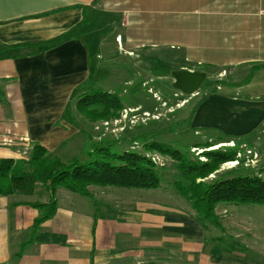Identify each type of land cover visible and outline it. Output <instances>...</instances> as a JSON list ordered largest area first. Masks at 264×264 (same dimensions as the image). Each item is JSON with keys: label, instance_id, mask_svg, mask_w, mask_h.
Masks as SVG:
<instances>
[{"label": "crops", "instance_id": "crops-1", "mask_svg": "<svg viewBox=\"0 0 264 264\" xmlns=\"http://www.w3.org/2000/svg\"><path fill=\"white\" fill-rule=\"evenodd\" d=\"M95 1L0 0V160H28L35 144L56 158L72 152L77 133L65 113L91 76V54L99 48L90 49L88 38L102 44L95 38L99 24L89 21ZM206 4L208 23L180 25V48L213 47L211 57L235 65L264 62V0ZM257 84L250 82L247 94ZM234 89L207 96L192 119L196 133L240 138L264 124V100ZM111 188L143 190L97 187L90 199L59 189L56 214L35 232L40 213L25 203L49 199L47 192L40 187L28 200L0 196V264H264L263 238L246 227L241 234L226 228L229 205L216 210L218 228L199 223L174 188Z\"/></svg>", "mask_w": 264, "mask_h": 264}, {"label": "rangeland", "instance_id": "rangeland-1", "mask_svg": "<svg viewBox=\"0 0 264 264\" xmlns=\"http://www.w3.org/2000/svg\"><path fill=\"white\" fill-rule=\"evenodd\" d=\"M207 1L209 0H98L97 10L89 14V21L90 24L92 22L99 24L95 38L102 44L97 47L93 45L91 36L88 38L89 48L99 49L97 53L91 54L89 80L84 82L80 90H76L72 105L69 107V127L77 133L72 142V152L64 158H58L64 162L88 161L90 160L88 152L92 151V145L104 139L115 141L122 139L116 149L129 150L132 136L138 134L154 135L162 132L156 141L179 151H185L195 141H207L206 131L196 133L186 121L194 107L199 101L207 98L218 81L224 84L219 87L217 94L226 88H235V93L245 96L252 94L253 98L264 100V90L261 88L264 77L260 76L264 70L263 61L235 65L225 63L229 60L222 62L217 61L214 56L211 57L208 51L209 49L214 51L213 47L190 45L180 48V25L182 28H191L200 22L208 23ZM183 30L182 36L192 38L190 32L186 33ZM237 48L239 47H235ZM237 58L233 56V60L238 61ZM97 66L98 70H95ZM158 67L166 68L169 71L168 76L154 73V69ZM183 70L200 72L206 76V82L198 94L185 95L178 90L176 77ZM259 77L261 78L258 79ZM256 79L259 81L257 87L260 88L253 89L247 94L248 84ZM86 91L119 93L126 108L118 119L90 123L74 111L77 96ZM172 127H175V130L171 131ZM248 137L251 144L240 146L236 160L224 164L221 173L239 170L241 173L258 174L263 171L264 178V124L252 131ZM234 147L235 142L231 141L207 149L192 148L190 152L194 158L205 162L207 160L203 156L205 152ZM130 149L144 152L141 143ZM146 155L152 161L154 159L157 167H165L163 177L161 176V187L165 190L173 188L171 185L175 170L172 160L156 152H147ZM161 173L162 171L160 175ZM96 188L90 187V193L95 192ZM111 189L119 193L146 192ZM151 193L156 197L161 195L158 191ZM39 196L35 197L36 201L48 202V198ZM14 198L20 199L18 196ZM28 198L26 197L27 200ZM229 207L227 219L230 221L226 228L230 233L241 234L246 227L252 231L256 239H264V206L229 205Z\"/></svg>", "mask_w": 264, "mask_h": 264}, {"label": "trees", "instance_id": "trees-1", "mask_svg": "<svg viewBox=\"0 0 264 264\" xmlns=\"http://www.w3.org/2000/svg\"><path fill=\"white\" fill-rule=\"evenodd\" d=\"M97 2L95 1L92 7L96 6ZM92 7L84 9L83 23L87 22L88 11ZM154 73L168 76L169 71L158 67L154 69ZM222 84H224L222 81L216 82L209 95L217 94ZM205 99L199 101L192 110L186 121L188 125H191L197 108ZM74 107L78 116L95 124L120 118V113L126 108V104L119 93L86 91L77 96ZM69 114L68 109L65 117L68 118ZM174 128L170 130H175ZM205 133H208L207 141H195L185 151L158 143L156 140L162 132L154 135H133L129 142V150L116 149L122 139L117 141L104 139L92 145V151L88 152L90 159L88 161L64 162L50 156L43 146L35 144L28 160H0V196H33L40 187L47 192L48 202L25 203L40 213L32 228L35 232L56 214L59 208L56 198L59 189H66L90 199L93 195L89 188L92 186L160 189L165 167H157L146 155L147 152H156L172 160L175 170L172 186L192 207L199 223L212 224L219 228L220 222L216 210L220 205L264 206L263 171L258 174L241 173L239 170L221 173L224 164L236 160L240 146L251 144L250 137H227L219 131ZM231 141L235 142V147L232 149L205 152L203 154L207 158L205 162L194 158L190 152L192 148L207 149ZM139 143L143 145V153L130 149ZM160 171H162L161 175Z\"/></svg>", "mask_w": 264, "mask_h": 264}, {"label": "water", "instance_id": "water-1", "mask_svg": "<svg viewBox=\"0 0 264 264\" xmlns=\"http://www.w3.org/2000/svg\"><path fill=\"white\" fill-rule=\"evenodd\" d=\"M205 80L203 73L183 70L176 77V86L185 95L198 94Z\"/></svg>", "mask_w": 264, "mask_h": 264}, {"label": "built area", "instance_id": "built-area-1", "mask_svg": "<svg viewBox=\"0 0 264 264\" xmlns=\"http://www.w3.org/2000/svg\"><path fill=\"white\" fill-rule=\"evenodd\" d=\"M148 115V114H147ZM153 159V158H152ZM153 161H154V159H153Z\"/></svg>", "mask_w": 264, "mask_h": 264}]
</instances>
